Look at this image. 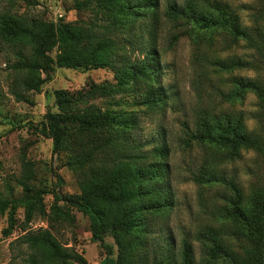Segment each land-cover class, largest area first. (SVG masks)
Returning <instances> with one entry per match:
<instances>
[{
  "label": "trees",
  "instance_id": "1",
  "mask_svg": "<svg viewBox=\"0 0 264 264\" xmlns=\"http://www.w3.org/2000/svg\"><path fill=\"white\" fill-rule=\"evenodd\" d=\"M253 1L246 25L227 0L163 3L161 16L171 29L168 43L178 36L189 40L195 73L191 86L196 97L204 99L193 128L183 123L182 145L194 141L204 154L193 181L206 218L191 235L182 234L177 246L151 238L155 225L157 232L168 233L165 220L174 203L164 163L167 148L158 144L147 154L134 141L137 111H161L170 97L162 84L157 46L158 0H71L72 9L90 10L85 20L0 13V40L21 47L11 67L24 91L39 92L54 68H107L113 74L114 82L90 81L74 91L54 89L56 110L46 111L30 126L31 132L51 140L53 153L65 154V164L76 174L77 193L52 190L51 215L66 220L69 208L84 214L91 239L103 250L104 264H264V0ZM232 47L250 58L218 55ZM134 49L138 55L132 59ZM241 69L257 75H232ZM247 93L255 96L249 117L257 127L251 129L244 111L235 107ZM12 94L16 100L26 99L20 92ZM247 151L253 160L246 170L249 180L242 184L227 174L226 166ZM32 179V163L23 160L14 178L20 195L0 198V214L6 213L3 235L16 224L15 209L23 210L18 241L27 253L20 264H86L48 228L28 229L35 214H44V190L35 189ZM156 218L162 222L156 224ZM106 235L115 245L114 256L104 242ZM192 240L199 246L197 257Z\"/></svg>",
  "mask_w": 264,
  "mask_h": 264
},
{
  "label": "rangeland",
  "instance_id": "2",
  "mask_svg": "<svg viewBox=\"0 0 264 264\" xmlns=\"http://www.w3.org/2000/svg\"><path fill=\"white\" fill-rule=\"evenodd\" d=\"M164 1L166 0H158V12L161 19L157 46L163 67L162 84L170 97L161 111L152 109L144 110L143 113L137 111L139 121L134 130V141L139 143L142 152L147 154L158 144H164L167 148L164 163L168 168L167 179L174 203L165 220L169 227L168 233L157 232L155 225L151 227L153 231L151 238L153 242L172 241L177 246L182 234L191 235L196 225L206 218V213L201 211L196 184L193 181V175L202 164L204 154L194 141H191L189 147L185 148L182 145V138L185 136L183 123L189 129L193 128L195 112L204 105V99L197 98L191 86L195 73L191 65L192 49L189 40L186 36H178L173 43H168L171 29L169 23L161 16ZM174 1L177 5L183 2V0ZM227 2L242 24H248L247 15L254 7V1L227 0ZM3 11L41 17L51 21L58 18L64 21L85 20L91 16L88 9H72L71 0H17L15 2L0 0V13ZM19 49L21 47L16 43L0 40V198L20 195V187L14 182V178L21 173V162L29 160L33 170V179L30 184L35 189L44 190L40 198L44 214H35L28 223V229L48 228L60 244L73 248L85 259L86 264H104L103 250L96 241L91 239L88 220L84 214L75 208H69V210L65 209L69 214L66 220L55 219L51 215L52 190L62 194L77 193L79 189L76 174L65 164V154L53 153L51 140L31 132L30 126L40 122L46 111L56 110L52 94L54 89L64 88L74 91L90 81L114 82L113 74L107 68L87 70L54 68L49 78L41 84L39 92L24 91L17 82L19 73L11 67L18 59ZM25 49L22 48V50ZM227 54L241 55L244 59L250 58L249 53L243 54V50L239 47H232L230 50L218 53L219 56ZM137 55L138 51L135 49L130 52L132 59ZM221 74L224 73L221 72ZM232 75L255 77L257 74L249 69H241L234 70ZM258 75L261 76V71ZM213 85H217L216 82ZM14 91L22 93L26 99L16 100L12 94ZM124 100L129 101L128 98ZM254 102L255 96L247 93L243 103L235 105L236 109L240 108L244 111L248 129L257 127L256 122L249 117L251 111L255 109ZM139 108L143 109V106H137V110ZM128 109L130 107L125 108V110ZM148 159L151 160L149 157ZM252 160L251 151L242 152L239 161L226 166L227 174L229 176L234 174L242 184H246L249 180L246 170L251 168ZM213 189L220 190L219 187ZM205 205L203 208L207 210L209 204ZM22 211V207L15 209L16 224L8 235L2 233V229L6 226V213L0 214V264L6 262L20 264L27 253L24 244L18 241V236L21 234L19 224L22 220ZM156 219V224L162 222L160 218ZM104 242L112 246V256H114L115 245L111 236H104ZM192 246L194 255L197 257L199 252L197 241L192 240Z\"/></svg>",
  "mask_w": 264,
  "mask_h": 264
}]
</instances>
